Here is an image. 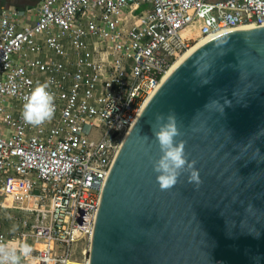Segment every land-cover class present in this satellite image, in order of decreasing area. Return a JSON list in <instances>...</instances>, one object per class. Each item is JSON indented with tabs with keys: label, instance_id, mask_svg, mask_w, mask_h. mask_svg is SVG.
I'll return each mask as SVG.
<instances>
[{
	"label": "built area",
	"instance_id": "1",
	"mask_svg": "<svg viewBox=\"0 0 264 264\" xmlns=\"http://www.w3.org/2000/svg\"><path fill=\"white\" fill-rule=\"evenodd\" d=\"M260 24L264 0L0 5V224L12 207L22 227L0 229V244H30L21 264H77L122 140L171 63L204 36ZM43 49L61 58L31 56ZM39 82L54 93L55 112L32 126L21 110Z\"/></svg>",
	"mask_w": 264,
	"mask_h": 264
},
{
	"label": "water",
	"instance_id": "2",
	"mask_svg": "<svg viewBox=\"0 0 264 264\" xmlns=\"http://www.w3.org/2000/svg\"><path fill=\"white\" fill-rule=\"evenodd\" d=\"M196 62L208 65L207 83ZM211 97L230 104L204 108ZM170 108L197 187L186 173L169 188L155 180L153 114ZM89 264H264V24L204 40L143 106L105 180Z\"/></svg>",
	"mask_w": 264,
	"mask_h": 264
},
{
	"label": "clouds",
	"instance_id": "3",
	"mask_svg": "<svg viewBox=\"0 0 264 264\" xmlns=\"http://www.w3.org/2000/svg\"><path fill=\"white\" fill-rule=\"evenodd\" d=\"M194 76L200 77V83L204 84L209 78L203 76L208 69L207 64L194 63ZM230 104L227 98L211 97L204 104V108L214 109L223 113L224 105ZM55 112L54 93L47 82H39L27 94L22 104L21 116L23 120L32 125L38 126L50 120ZM198 129H193L197 131ZM151 134L158 145L159 155L152 161V170L156 174L155 180L160 188H169L177 182L181 173H186L185 179L197 187L201 178L199 169L195 167L196 161L189 159L185 151V141L179 139L180 128L177 126V116L174 109L167 112H155L151 125ZM147 139V134L144 135ZM31 245L26 241L18 245L9 246L0 244V264H21V258L29 255Z\"/></svg>",
	"mask_w": 264,
	"mask_h": 264
},
{
	"label": "crops",
	"instance_id": "4",
	"mask_svg": "<svg viewBox=\"0 0 264 264\" xmlns=\"http://www.w3.org/2000/svg\"><path fill=\"white\" fill-rule=\"evenodd\" d=\"M40 0H0V5L3 6H14L21 10L32 8L39 3ZM31 56H39L41 58L45 57H53L55 59H60V55L54 54L52 51L48 49H43L38 53H31ZM20 226V225H19ZM11 228V229H10ZM1 230L15 233L22 229V227H7L5 225L0 227Z\"/></svg>",
	"mask_w": 264,
	"mask_h": 264
},
{
	"label": "rangeland",
	"instance_id": "5",
	"mask_svg": "<svg viewBox=\"0 0 264 264\" xmlns=\"http://www.w3.org/2000/svg\"><path fill=\"white\" fill-rule=\"evenodd\" d=\"M17 209H15V208H12V207H7L6 208V213H10L11 211H16ZM5 215L4 216V218L2 219V222H1V224H0V227L1 226H3V225H5V226H7V227H20L19 226V223L16 221V220H14L13 218H12V216H9V215ZM11 229V228H10ZM10 234L12 233V232H9ZM12 234H14V233H12ZM85 248V252L82 254L80 251H79V249L80 248ZM79 249L75 252V255H74V260L76 261H78V262H80V260L82 259V258H87L88 257V255H89V250L87 249V248H89V246H88V242L86 241H82L81 242V244H80V246L78 247Z\"/></svg>",
	"mask_w": 264,
	"mask_h": 264
},
{
	"label": "bare ground",
	"instance_id": "6",
	"mask_svg": "<svg viewBox=\"0 0 264 264\" xmlns=\"http://www.w3.org/2000/svg\"><path fill=\"white\" fill-rule=\"evenodd\" d=\"M249 26H252V25H247V26H243V27H249ZM223 31H226V30H221L217 33H220V32H223ZM217 33H214V34H211V35H207V36H204L202 38H200L194 45H192L191 47L187 48L184 52H182L181 54H179V56L171 63V65L168 67V69L165 71L164 75L162 76V79H161V82L160 84L162 83V81L165 79V77L179 64V62L189 53L191 52L194 48H196L199 44H201L204 40L208 39L209 37L217 34ZM159 84V85H160ZM159 87V86H158ZM157 87V88H158ZM155 92V91H154ZM153 92V93H154ZM153 93L147 98V100L145 101L144 105L147 103V101L150 99V97L153 95ZM89 247H90V244H89ZM89 250V248H87ZM75 263L79 264V262L76 260H73Z\"/></svg>",
	"mask_w": 264,
	"mask_h": 264
}]
</instances>
